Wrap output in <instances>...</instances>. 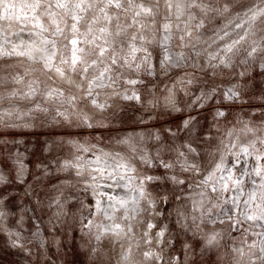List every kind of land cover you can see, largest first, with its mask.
Instances as JSON below:
<instances>
[{"label": "rangeland", "instance_id": "374dc122", "mask_svg": "<svg viewBox=\"0 0 264 264\" xmlns=\"http://www.w3.org/2000/svg\"><path fill=\"white\" fill-rule=\"evenodd\" d=\"M177 2L172 0L170 11L165 0H143L146 7L153 8L154 15L136 17V24L132 21L138 9L120 11L124 36L117 45V54L132 67L118 68L119 76L112 72L115 83L105 81L110 87L93 86V98L105 105L103 109L92 105L86 92L88 81L99 75L104 65L90 69L83 78L72 74L81 85L77 89L54 71L42 70L37 61L0 57V212L4 213L0 216V264H259L256 257L264 236L256 233H264V227L251 221L234 226L229 217L236 210L224 201L235 192L213 193L210 187L200 185L222 157L239 173L251 171L257 163L255 157L264 153V144L260 143L264 140V55L248 57L245 52L254 46L253 41L264 44V18L255 22L254 34L238 46L239 51L229 54L230 67L214 68L212 65L219 61L209 62L210 54L218 51V45L212 43L214 31L229 21L239 22L237 13L259 5V0H219L214 6L223 8L228 4L229 12L211 22L205 19V28L199 30L195 24L204 17L197 12V19L190 25L191 37L184 35L187 13L180 20L175 18ZM165 23L171 25L169 40H165L169 34L163 28ZM233 27L226 29L231 39L243 34V30ZM19 31L17 28L10 33L8 27L0 25V36L7 35L15 43L22 40L17 37ZM180 36H184L183 41ZM132 44L146 51L132 54ZM61 52L68 55L63 48ZM179 55L184 59L174 64ZM166 56L172 59L161 66ZM146 57L151 73L146 70ZM122 62L118 60V64ZM105 63L110 61L105 58ZM137 64L141 66L139 71ZM17 74L23 77L19 83L13 80ZM129 79L142 83L131 85ZM33 81H38L32 84L36 95L21 99ZM53 88L63 89L64 96L46 99L44 94ZM229 89L239 98L229 100ZM14 91L16 96L11 95ZM133 93L139 99L125 98ZM201 93L204 98L196 101ZM71 94L78 97L75 106L67 102ZM170 95H174L179 111L168 105L166 98ZM209 95L211 98H207ZM58 111L68 119L58 116ZM217 111L225 115L218 117ZM84 115L93 127L83 125ZM190 118L192 124L185 128L184 121ZM121 140L129 143H118ZM187 145L196 153L188 152ZM117 152L135 168L131 175L137 179L132 188L144 176L162 179L146 182V198L128 193L139 200L138 205L129 202L127 211L118 207L105 215L95 207L97 199H101L102 207L109 203L99 193L126 196L129 189L116 187L107 172L103 179L94 181L92 176H99L94 169L105 167V161L114 166L120 159L112 158ZM180 152L188 157L189 164L197 166L196 170L180 167ZM141 156L152 163H142ZM97 157L101 164L94 163ZM161 160L174 167L165 169ZM66 162L79 165L83 175L77 176V168L66 166ZM171 176L183 183H174L168 179ZM252 178L259 183V177ZM243 179L247 190L249 177ZM108 185H112L110 190L105 188ZM201 192L205 196L201 197ZM89 221L91 225L87 226ZM117 224L120 229H115ZM149 224L155 227L149 228ZM162 229L164 236L160 237L157 233ZM212 235L216 240L208 244ZM253 244L257 247H250ZM234 249H242L245 255L241 257ZM144 253L152 256L145 257Z\"/></svg>", "mask_w": 264, "mask_h": 264}, {"label": "snow or ice", "instance_id": "6c2138e0", "mask_svg": "<svg viewBox=\"0 0 264 264\" xmlns=\"http://www.w3.org/2000/svg\"><path fill=\"white\" fill-rule=\"evenodd\" d=\"M168 9L171 11L173 8L172 0H165ZM219 0H179L175 4L176 8V19L180 20L181 17L185 16L187 13V21L185 22L184 35L189 37L192 36L191 22L197 19V12L204 18L200 19L198 23L195 24L197 30L205 28V19L211 22L216 16H224L225 13L229 12V5L225 4L223 8L215 7ZM133 9H138L135 11L133 17V24L138 23L135 19L136 17L145 16L150 17L154 15L152 7H146L141 0L140 3H135V0H20L19 4L13 3L12 0H0V20L3 21H21L26 20L31 24L30 32L34 35L35 39L30 42H25L23 40L20 43H15L8 39L7 35L0 36V57H27L32 61H37L42 65V70L54 71L58 77L61 78L65 83L70 86H75L77 89L81 87L77 83L72 74H77L81 78L86 76L90 69L98 68L100 65H104L103 69L99 72V75L93 76L91 80L88 81V91L86 92V97L91 98V104L103 109L104 104H99L95 98H93V86L95 87H110L111 84H106L105 81H112L111 73L116 71L117 76L120 72L117 70L120 67L127 66L132 67V64L128 62L127 59L123 57H118L117 45L120 44L121 38L124 36V29L120 26V11H130ZM239 17V22L229 21L228 24L224 25L222 29H216L214 31L215 39L212 40L213 44L218 45V51L210 54V60H218V64L212 65V67H230L231 66V56L229 54H234V52L239 51V47L242 42H246L250 34L252 33V28L255 22L261 18H264V0H259V5L247 8L242 14L237 13ZM246 17V18H245ZM229 25H233V30L241 29L243 30L242 35H238L237 38L231 39V33L226 29ZM132 25H128L131 27ZM141 27L145 25L141 24ZM163 28L169 34L165 36V40L171 39V25L165 23ZM179 28V25H177ZM23 31V29H21ZM264 31V29H262ZM222 32V34H220ZM48 34V35H45ZM133 41L136 39L135 36L131 38ZM143 39V37H141ZM181 41L184 40V36H180ZM199 40V37H196ZM264 41V37H261ZM222 43L223 47H219V43ZM251 50L245 49L246 55L248 57H253L254 54L264 55V44L260 41H253ZM7 46V47H6ZM122 46V45H121ZM131 48V53L134 54L137 51H146L144 49H138L134 44L129 45ZM211 46V45H210ZM61 48L67 50L68 55L61 52ZM223 53V55H221ZM198 54V53H197ZM150 56V54H149ZM59 57L58 63L57 59ZM105 58L110 61L109 64L105 63ZM133 59L135 56L133 55ZM171 57L166 56L161 60V66L167 61L171 60ZM184 59L183 55H179L173 61L174 64H178ZM118 60H122L121 64H118ZM145 63L148 65L147 71L151 73V64L148 58H145ZM140 65H136V70H140ZM264 67V64H261ZM27 74V70L25 71ZM23 77L17 74L13 77L16 83H19ZM142 83V81H137L135 79L127 80L128 84L135 85L137 83ZM0 83H3L0 80ZM38 83V81H33L29 84V91L21 94V99H29L36 95L37 89L32 86V84ZM187 83H193L192 80H188ZM215 91V89H213ZM13 96L17 93L12 92ZM46 99H52L54 97H63L64 91L61 88H53L48 90L45 94ZM227 98L229 100L238 99V93L228 90ZM126 99H139V97L133 93L132 96H126ZM204 98V94L196 97V101H200ZM207 98H211L209 95ZM78 97L75 94H71L67 98V102L75 106V102ZM168 105L174 110L179 111L175 107L174 95H170L166 98ZM39 109V105H36ZM46 111V109H44ZM57 115L68 119L65 117L63 112H57ZM216 115L218 117H223L225 115L222 111H217ZM192 124V119L184 121L183 126L188 128ZM83 125L86 127H93L90 123L89 117L87 115L83 116ZM251 131V129H249ZM231 134V133H230ZM175 135V133H173ZM156 139H159L157 136ZM74 143V142H70ZM120 144H128V140L118 141ZM264 144V140L260 141ZM255 142L253 143V147ZM188 152L196 153V149L191 145H187ZM135 151V148H132ZM242 151L248 155L251 153L247 148H243ZM257 151H259L257 149ZM110 155V154H106ZM180 157H183V161H178L180 167L187 171L189 169L196 170L197 166L194 164H189L188 157L185 156L183 152L179 153ZM116 157L120 159L116 161L113 165L107 164L105 161V167H100L94 169L99 176H92L95 181L98 178L103 179L106 172L108 179L116 181V187H123L129 189V193H138L139 198H146V182L156 181L162 179L159 176H144L140 183L132 188V182L137 179L131 173L135 172V168L131 166L124 157L121 156L119 152L115 154L113 160ZM140 160L142 163L151 164L152 160L146 156H141ZM256 165L248 171L247 169L241 170L239 173L235 170V165L228 167L226 161L222 157L219 163H216L214 168L208 172L207 176L201 180L200 185L210 187L213 193H227L235 192V195L225 200V204H231L236 212L229 219L234 221V226H238L242 221H251L258 223L260 227H264V164L260 161L264 160V153L257 155L255 157ZM96 164H101V158L97 157L94 161ZM161 165L165 169H171L174 167L171 163H165L160 161ZM239 164V160L236 161ZM66 166H72L77 168L76 175L81 176L83 172L79 170V165H70V162H66ZM23 168V165H21ZM111 168V171H107ZM121 170V171H117ZM219 174V175H218ZM259 177V183L255 179ZM244 177H249L248 183L250 187L245 190V180ZM174 183H183V181L178 180L177 177H168ZM127 181V183L121 184L120 181ZM214 183H210L213 182ZM199 186V185H198ZM112 187V185H108ZM99 188V184L96 185ZM201 197L205 196L204 192L199 194ZM99 196L106 197L110 202L106 207L101 206V199L96 200V210L98 212H104L108 215L109 210H117V208H124L127 211L129 202L134 205H138L139 200L131 195L119 196V195H108L107 193H99ZM243 197V199H241ZM149 204L154 206V201L149 200ZM134 211L140 209L134 208ZM238 214L239 218H235ZM4 213L0 212V216ZM195 220V218H193ZM91 221H89V225ZM120 225H115V229H120ZM149 228L155 227V225L149 224ZM164 231L161 230L157 233L158 236L163 237ZM257 236H264V233H256ZM99 239V236L97 237ZM216 240V235H212L208 239V244H212ZM250 247H257L256 244ZM234 251L239 252L240 256L243 257L245 254L242 249H234ZM259 256L256 260L259 264H264V239L260 241L259 245ZM145 257H151L152 253H144ZM255 264V261L253 262Z\"/></svg>", "mask_w": 264, "mask_h": 264}, {"label": "bare ground", "instance_id": "6f19581e", "mask_svg": "<svg viewBox=\"0 0 264 264\" xmlns=\"http://www.w3.org/2000/svg\"><path fill=\"white\" fill-rule=\"evenodd\" d=\"M13 3L19 4L20 0H14ZM0 25L3 26L4 28H9L10 33L13 32L14 29L20 28V34L17 36L18 38L24 40L25 42H30L32 39H35L34 35L31 34L30 30L26 27L31 28V24H29L26 20H21V21H16V20H12V21H3L1 20ZM21 29H23V31L21 32ZM105 188H108V186H106ZM110 190V188H108ZM126 196L128 195L129 192H126ZM110 203V202H109Z\"/></svg>", "mask_w": 264, "mask_h": 264}]
</instances>
